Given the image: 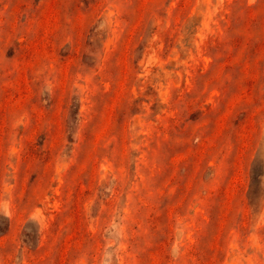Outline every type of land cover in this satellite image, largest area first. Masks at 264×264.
<instances>
[{
	"label": "rangeland",
	"instance_id": "obj_1",
	"mask_svg": "<svg viewBox=\"0 0 264 264\" xmlns=\"http://www.w3.org/2000/svg\"><path fill=\"white\" fill-rule=\"evenodd\" d=\"M0 264H264V0H0Z\"/></svg>",
	"mask_w": 264,
	"mask_h": 264
}]
</instances>
